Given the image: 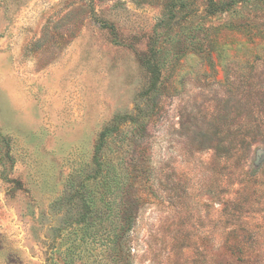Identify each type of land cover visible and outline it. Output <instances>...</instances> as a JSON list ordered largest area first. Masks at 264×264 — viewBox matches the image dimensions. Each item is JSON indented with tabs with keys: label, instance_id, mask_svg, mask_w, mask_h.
I'll return each mask as SVG.
<instances>
[{
	"label": "rangeland",
	"instance_id": "374dc122",
	"mask_svg": "<svg viewBox=\"0 0 264 264\" xmlns=\"http://www.w3.org/2000/svg\"><path fill=\"white\" fill-rule=\"evenodd\" d=\"M0 264H264V0H0Z\"/></svg>",
	"mask_w": 264,
	"mask_h": 264
},
{
	"label": "trees",
	"instance_id": "16d2710c",
	"mask_svg": "<svg viewBox=\"0 0 264 264\" xmlns=\"http://www.w3.org/2000/svg\"><path fill=\"white\" fill-rule=\"evenodd\" d=\"M105 132H106V130H105ZM105 132H104V133H105Z\"/></svg>",
	"mask_w": 264,
	"mask_h": 264
}]
</instances>
